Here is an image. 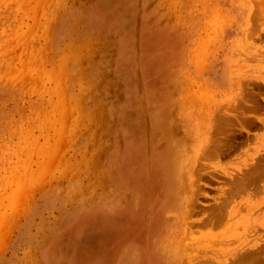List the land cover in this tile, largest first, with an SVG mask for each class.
<instances>
[{
  "label": "rangeland",
  "instance_id": "rangeland-1",
  "mask_svg": "<svg viewBox=\"0 0 264 264\" xmlns=\"http://www.w3.org/2000/svg\"><path fill=\"white\" fill-rule=\"evenodd\" d=\"M263 167L264 0H0V264H264Z\"/></svg>",
  "mask_w": 264,
  "mask_h": 264
},
{
  "label": "bare ground",
  "instance_id": "bare-ground-1",
  "mask_svg": "<svg viewBox=\"0 0 264 264\" xmlns=\"http://www.w3.org/2000/svg\"><path fill=\"white\" fill-rule=\"evenodd\" d=\"M224 132V131H223ZM211 150V149H210ZM257 164V163H256ZM260 165V164H259ZM258 166V165H257ZM196 168V167H195ZM264 168V167H263ZM255 174V173H254ZM247 176V175H246ZM245 177V176H244ZM245 180V179H244ZM253 183V182H252Z\"/></svg>",
  "mask_w": 264,
  "mask_h": 264
}]
</instances>
